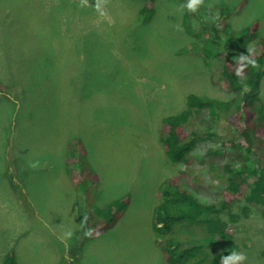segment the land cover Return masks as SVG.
<instances>
[{"label": "rangeland", "instance_id": "1", "mask_svg": "<svg viewBox=\"0 0 264 264\" xmlns=\"http://www.w3.org/2000/svg\"><path fill=\"white\" fill-rule=\"evenodd\" d=\"M147 1L0 0V258L6 249L13 264H168L154 230L161 185L187 170L188 188L205 185L200 197L222 200L227 181L211 164L231 161L229 140L245 126L236 118L240 95L222 69L240 65L205 60L184 27L187 0H156L144 24ZM23 5L33 34L25 45L14 38L26 22L15 10ZM218 6L239 37L255 26L249 48L261 54L264 0H204L194 19L207 10L218 21L211 11ZM192 93L228 101L233 112L211 129L196 119L219 136L199 144L189 165L177 164L161 141L162 121L183 111ZM258 134L264 141V128ZM117 199L127 208L114 210L112 222L98 215ZM243 206H234L235 220L229 211L223 217L243 264H264V208Z\"/></svg>", "mask_w": 264, "mask_h": 264}, {"label": "trees", "instance_id": "2", "mask_svg": "<svg viewBox=\"0 0 264 264\" xmlns=\"http://www.w3.org/2000/svg\"><path fill=\"white\" fill-rule=\"evenodd\" d=\"M155 1L148 0L146 6L140 10L141 23L146 24L152 19ZM18 8L15 10L22 14L23 20H28L27 13L23 15L26 11L25 5ZM206 11L204 10L201 19H194L198 16L194 12L186 14L187 26L184 25L185 30L198 42V51H201L205 60L209 63L213 60L229 62L243 55L255 60L258 67L253 68L244 61L245 67L241 76H237L236 71L228 66L222 69V77L229 83L231 92L240 95L241 105L236 112L240 113L236 118L245 125L238 136L229 140L233 150L230 151L233 157L231 161L224 163L221 168H217L214 163L211 164L213 175L227 181V186H222V200L214 203L200 197L197 193L205 185H196V187L202 186L197 191L188 188L186 185L192 183L187 170L181 173V178L169 179L160 187L161 198L154 214V230L159 238L158 242L163 243L161 251L168 264H221L222 256H228L231 252L239 250L235 237L229 231V222L224 219L223 213L226 211L233 213L229 219L235 220L233 208L236 205L244 204V211H248L250 205L264 208V161H262L264 141L258 134V129L264 128V102L261 99L264 79V39L260 43L263 52L258 55L250 53L251 40L257 37L255 26L246 29L239 37L229 22L230 13L226 12L224 6L211 10L218 21L208 16ZM199 14L201 15L202 12ZM20 16L18 15L17 18ZM195 23L199 25L198 30L193 28ZM27 25L26 21L21 31L14 37H19L18 41L24 45L25 41L33 36L31 30L27 32ZM1 82L0 80V86H3ZM232 110L233 104L228 101L190 94L183 111L165 117L162 121L161 141L169 160L173 163L189 165L192 154L199 144L219 136L210 130L199 129L193 124L196 123V119L199 123L208 124L211 129L214 122L217 123L223 118L224 111L231 114ZM255 117L256 122L253 124L252 120ZM183 131L188 132V137L181 135ZM241 139H245L247 146L240 142ZM74 151L76 150L70 152L71 155ZM218 153L212 152L211 155L215 156ZM243 188L245 193L242 192ZM126 208V202L117 199L107 208H99L96 212L100 217L112 222L114 210ZM79 216L82 221V214L79 213ZM196 234L201 237L200 240H194ZM4 259L6 263H14L12 253L6 255ZM64 264L68 263L64 262Z\"/></svg>", "mask_w": 264, "mask_h": 264}, {"label": "clouds", "instance_id": "3", "mask_svg": "<svg viewBox=\"0 0 264 264\" xmlns=\"http://www.w3.org/2000/svg\"><path fill=\"white\" fill-rule=\"evenodd\" d=\"M84 2L86 4L87 0H84ZM106 2H107V0H105V3ZM203 4H204V0H187V4L185 5V7L187 8V10L189 12H195ZM96 10L98 12H100L101 16H105L106 15L103 11L100 10L99 4L96 5ZM252 51H253L252 49L249 50L250 53ZM237 61H238V65H240V67H237L235 69L237 76H241L242 73H243V70H244V67H245V64L243 63L244 61H247V64L251 65L253 68H257L258 67V65H257L255 60L250 59L249 57H246V56H243V55H240L237 58ZM32 166L35 167L36 165H32ZM86 222H87V217L84 218L82 223L86 224ZM93 231H94L93 229H88L85 232V236L90 237L93 234ZM70 235H71V233H69V236ZM245 260H246V257H245L244 254L233 251L228 256H222L221 264H243V262Z\"/></svg>", "mask_w": 264, "mask_h": 264}, {"label": "crops", "instance_id": "4", "mask_svg": "<svg viewBox=\"0 0 264 264\" xmlns=\"http://www.w3.org/2000/svg\"><path fill=\"white\" fill-rule=\"evenodd\" d=\"M5 252H6V249H5L3 255H2L1 258H0V259L3 260V261H4V258H5V256H6V255H5Z\"/></svg>", "mask_w": 264, "mask_h": 264}]
</instances>
